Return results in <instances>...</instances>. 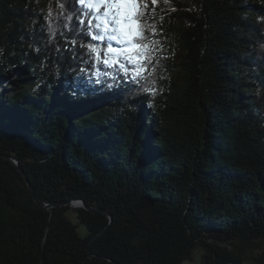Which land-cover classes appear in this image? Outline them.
<instances>
[{"label": "trees", "instance_id": "trees-1", "mask_svg": "<svg viewBox=\"0 0 264 264\" xmlns=\"http://www.w3.org/2000/svg\"><path fill=\"white\" fill-rule=\"evenodd\" d=\"M134 14L0 0V264H264V0Z\"/></svg>", "mask_w": 264, "mask_h": 264}, {"label": "rangeland", "instance_id": "rangeland-1", "mask_svg": "<svg viewBox=\"0 0 264 264\" xmlns=\"http://www.w3.org/2000/svg\"><path fill=\"white\" fill-rule=\"evenodd\" d=\"M142 0H89V4L100 16L104 31H109L114 44V56L130 55L136 49L133 39L136 37L135 6ZM117 42V43H116ZM73 218L74 215L71 214ZM183 264H200L199 255ZM244 264H250L245 262Z\"/></svg>", "mask_w": 264, "mask_h": 264}, {"label": "water", "instance_id": "water-1", "mask_svg": "<svg viewBox=\"0 0 264 264\" xmlns=\"http://www.w3.org/2000/svg\"><path fill=\"white\" fill-rule=\"evenodd\" d=\"M13 165L15 166V168L17 169V171L21 174V176L24 178L28 188H29V191L31 192V194L33 195L34 197V200L36 202V204L40 207V208H43V209H49V208H53V207H60V206H64V205H70L72 206L73 208H84L86 210H90V211H93V212H101L103 213L106 217L109 218L110 222L112 221V217L105 211H102V210H97V209H94V208H89L85 205V203L83 202V200L79 199V200H73V201H66L64 203H57V204H45L36 194H35V191L32 187V185L30 184L25 172L23 171V169L20 167L19 163L17 161H13L11 160ZM106 230V229H105ZM105 230L100 233L99 235L103 234L105 232ZM98 235V236H99ZM91 241H89L87 243V249H88V245ZM88 254L90 255V257H93L89 251H87Z\"/></svg>", "mask_w": 264, "mask_h": 264}, {"label": "bare ground", "instance_id": "bare-ground-1", "mask_svg": "<svg viewBox=\"0 0 264 264\" xmlns=\"http://www.w3.org/2000/svg\"><path fill=\"white\" fill-rule=\"evenodd\" d=\"M109 36V35H108ZM113 41V40H112ZM117 43V42H116Z\"/></svg>", "mask_w": 264, "mask_h": 264}]
</instances>
